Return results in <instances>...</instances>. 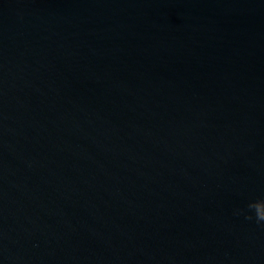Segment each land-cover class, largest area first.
I'll return each instance as SVG.
<instances>
[{
  "label": "water",
  "instance_id": "water-1",
  "mask_svg": "<svg viewBox=\"0 0 264 264\" xmlns=\"http://www.w3.org/2000/svg\"><path fill=\"white\" fill-rule=\"evenodd\" d=\"M260 198L264 0H0V264H264Z\"/></svg>",
  "mask_w": 264,
  "mask_h": 264
},
{
  "label": "clouds",
  "instance_id": "clouds-1",
  "mask_svg": "<svg viewBox=\"0 0 264 264\" xmlns=\"http://www.w3.org/2000/svg\"><path fill=\"white\" fill-rule=\"evenodd\" d=\"M247 208L249 211L245 214L246 219L251 220L254 217L257 223H264V198L250 201Z\"/></svg>",
  "mask_w": 264,
  "mask_h": 264
}]
</instances>
